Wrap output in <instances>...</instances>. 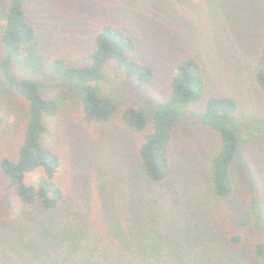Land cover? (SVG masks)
I'll list each match as a JSON object with an SVG mask.
<instances>
[{
    "label": "rangeland",
    "instance_id": "obj_1",
    "mask_svg": "<svg viewBox=\"0 0 264 264\" xmlns=\"http://www.w3.org/2000/svg\"><path fill=\"white\" fill-rule=\"evenodd\" d=\"M231 1L38 0L24 5L41 59L63 54L70 63L83 65L93 46V32L101 24H127L137 38L135 56L153 67L154 78L137 90L133 80L108 60L107 83L100 92L119 106L162 96L176 58L194 56L203 68L206 94L236 97L238 117L246 121L238 133L230 198L219 199L211 191L208 161L219 142L213 129L201 123L174 126L170 177L151 185L139 170L135 135L117 119L108 125L85 126L73 86L47 78L43 70L15 63L14 74L39 79L43 95L59 101L56 114L45 118L46 138L60 157L54 180L64 195L52 214V241L47 248H56L53 256L65 255L66 242L55 246L64 238L62 234L76 232L103 251H115L124 244L141 252L140 246L157 243L165 252L169 243L183 263L264 264L249 257L251 242L264 241V135L251 133L252 126L264 118V99L251 72L264 33V0ZM257 7L263 10L258 13ZM26 64L36 67L37 59ZM25 103L15 91H0V156H13L21 142ZM41 174L39 169L29 173L25 182L33 183ZM14 207L13 188L0 173V211L8 217L0 221V264L20 262L26 242L39 240L40 223L27 220L23 209L13 215ZM234 235L240 237L239 244L229 241Z\"/></svg>",
    "mask_w": 264,
    "mask_h": 264
},
{
    "label": "trees",
    "instance_id": "obj_2",
    "mask_svg": "<svg viewBox=\"0 0 264 264\" xmlns=\"http://www.w3.org/2000/svg\"><path fill=\"white\" fill-rule=\"evenodd\" d=\"M36 1L0 0V15L3 18L0 24L3 51L0 58V91H15L26 102L21 142L13 156H0V173L5 177L7 186L13 188V215L23 209L27 220L39 222L37 233L39 240L44 243L41 244L39 240L35 243L30 238L25 244L27 246L24 245L26 248L22 249L24 259L1 264H240L183 263L179 261L178 254L174 255L176 247L169 243L166 244L165 252L157 243L150 248L140 246L141 252L124 244L115 251H103L97 246H90L88 237H80L76 232L73 236L62 234L64 238L59 239L61 243L55 246L66 242L65 255L63 258L53 256L56 248H47V244L52 241V214L63 202L64 195L54 180L60 157L46 138L48 128L45 118L56 114L59 101L43 95L44 85L39 79L14 74L12 66L15 63L43 70L47 78H57L62 85L73 86L77 92L80 118L85 126L108 125L117 119L125 130L135 135V156L139 170L151 185L163 184L170 177L172 166L169 149L174 126L180 122L201 123L213 129L219 142L217 151L208 161L211 191L219 199L230 198L233 193L231 169L239 153L238 133L244 130L246 121L238 117L236 97L206 94L203 68L194 56L176 58L166 78L162 96L147 103L119 106L109 95L100 92L103 83H107L104 68L108 60H113L118 71L133 80L137 90L150 85L154 78L153 67L135 56L138 42L127 29V24H101L93 32V46L83 65L70 63L63 54L43 56L41 59L35 50V29L29 23L24 9V5ZM219 1L224 3L230 0ZM237 1L232 0L231 4ZM241 1L249 4V0ZM250 4L256 10L252 1ZM261 10L263 8L257 7L258 13ZM216 31L217 34L218 29ZM34 58L37 59L36 67L26 64ZM251 72L253 83L264 99V33ZM193 106H199V109L192 110ZM2 122L0 117V126ZM252 130L253 135H264V118L252 126ZM38 169L42 174L33 183L25 182V176ZM7 218L0 211V221H6ZM228 239L232 244H239L240 241L238 235L229 236ZM250 251V258L264 260V241H252Z\"/></svg>",
    "mask_w": 264,
    "mask_h": 264
}]
</instances>
